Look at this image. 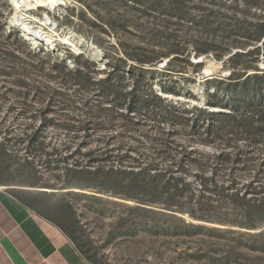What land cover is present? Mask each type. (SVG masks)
I'll use <instances>...</instances> for the list:
<instances>
[{"label": "rangeland", "instance_id": "374dc122", "mask_svg": "<svg viewBox=\"0 0 264 264\" xmlns=\"http://www.w3.org/2000/svg\"><path fill=\"white\" fill-rule=\"evenodd\" d=\"M13 6L0 0V185L61 224L96 264H264V251L251 247L258 237L174 232L184 224L179 217L135 209L166 211L163 203L129 198L125 187L114 192L105 183L125 152L162 165L181 155L170 148L175 143L219 152L218 143L200 140L204 128L195 136L192 125L170 132L147 112L130 111L124 90L153 89L182 108L219 113L230 111L208 105L216 87L259 99L254 87L249 94L230 78L234 71L235 77L264 76V0H65L54 9L23 7L36 40L9 23ZM207 67L213 78H203ZM102 79L116 84L119 98ZM232 145L228 150L237 153ZM256 164L239 175L264 177L261 160ZM97 165L105 167L96 171ZM236 214L218 209L212 217Z\"/></svg>", "mask_w": 264, "mask_h": 264}, {"label": "trees", "instance_id": "16d2710c", "mask_svg": "<svg viewBox=\"0 0 264 264\" xmlns=\"http://www.w3.org/2000/svg\"><path fill=\"white\" fill-rule=\"evenodd\" d=\"M260 26H264V21L260 23ZM10 52L17 55L13 51ZM236 75L234 71L230 79L238 80L235 83L239 86L244 85L249 94L255 91L251 89L254 87L259 99L236 93H225L224 89L216 87V90L209 94L208 105L229 109L230 112L224 113L204 107L182 108L167 102L153 89L125 88L126 101L123 104H126L130 111L147 112V115L157 120L161 126H171L170 132H176L178 129L173 128L178 126L192 125V136H195L199 128H204L207 137H202L200 140L215 145L218 143L217 147L220 149L219 152L206 154L193 148L189 149L184 144L175 143L177 145H170V148L177 149L181 155H171L172 159L163 165L158 161L125 152L117 156L118 159L110 165L105 174V183L110 184L114 192H117V187H125L126 192L130 193L126 195L129 198L163 203L166 211L155 210V212L143 206H137L135 209L171 216L175 219L179 217L184 224L175 227L174 232L184 235L205 232L217 237L237 234L240 237L256 236L260 240L254 241L251 245L252 249L264 251V177L259 175L260 172L247 180L239 175V171L246 167H257L258 160H261L264 165V83L262 81L264 76H251L246 72H243L242 76L235 77ZM215 79L224 81V79ZM100 81L107 92L119 98L120 91L115 83H112L110 79ZM232 141H235L234 146L239 148L237 153L228 150L233 146ZM174 142L176 141H172ZM124 157L128 160L123 159ZM102 167L105 166L97 165L95 170L101 171ZM210 167H213L211 174ZM133 193L139 196H132ZM218 209L235 211L237 217L215 219L212 216ZM179 213L189 214L203 221L243 228L247 231L210 227L187 221ZM252 230L259 231L252 232Z\"/></svg>", "mask_w": 264, "mask_h": 264}, {"label": "crops", "instance_id": "0c3cea01", "mask_svg": "<svg viewBox=\"0 0 264 264\" xmlns=\"http://www.w3.org/2000/svg\"><path fill=\"white\" fill-rule=\"evenodd\" d=\"M0 264H96L53 218L0 185Z\"/></svg>", "mask_w": 264, "mask_h": 264}, {"label": "bare ground", "instance_id": "6f19581e", "mask_svg": "<svg viewBox=\"0 0 264 264\" xmlns=\"http://www.w3.org/2000/svg\"><path fill=\"white\" fill-rule=\"evenodd\" d=\"M14 7L15 12L13 14L11 22L15 23L18 22L20 26L23 28L25 35H28L32 37L34 40L37 39L36 33H38L37 30H35L28 22L27 17L23 14L22 8H35L39 6H44L49 9H54L58 5H62L65 0H10ZM44 21V20H43ZM41 29V28H40ZM69 36H66V39H69ZM49 38L48 40H50ZM50 43V42H49ZM208 73H211L213 71L212 68L207 67L205 68Z\"/></svg>", "mask_w": 264, "mask_h": 264}, {"label": "water", "instance_id": "95a60500", "mask_svg": "<svg viewBox=\"0 0 264 264\" xmlns=\"http://www.w3.org/2000/svg\"><path fill=\"white\" fill-rule=\"evenodd\" d=\"M11 3H12V2H11ZM12 5H13V3H12ZM13 7H14V6H13ZM9 23H10L11 25H14V26L19 27V28L22 30V32L24 33L23 28L20 26V24H19L18 22L13 23V22L10 21ZM24 34H25V33H24ZM203 58H204V57H201V58L199 59V61H202ZM202 74H203V78H206V79H209V78H213V77H214V72L212 71L211 73H208V72L206 71L205 68L203 69Z\"/></svg>", "mask_w": 264, "mask_h": 264}]
</instances>
